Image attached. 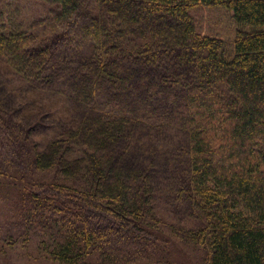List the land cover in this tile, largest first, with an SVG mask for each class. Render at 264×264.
Returning a JSON list of instances; mask_svg holds the SVG:
<instances>
[{"label": "trees", "instance_id": "1", "mask_svg": "<svg viewBox=\"0 0 264 264\" xmlns=\"http://www.w3.org/2000/svg\"><path fill=\"white\" fill-rule=\"evenodd\" d=\"M21 1L0 0V253L264 264V0Z\"/></svg>", "mask_w": 264, "mask_h": 264}, {"label": "rangeland", "instance_id": "2", "mask_svg": "<svg viewBox=\"0 0 264 264\" xmlns=\"http://www.w3.org/2000/svg\"><path fill=\"white\" fill-rule=\"evenodd\" d=\"M32 0H23L21 6L30 11L35 9ZM194 17L198 21V28L201 33H211L221 36L225 39L227 43H231V38L233 35V24L231 20L230 13L224 8H206L204 6H197L193 9ZM3 205L0 203V206ZM4 206V205H3ZM1 214V210H0ZM186 217L180 218L179 216L175 218L180 224L185 225L187 228L190 225L197 223L195 219H192L188 214ZM0 216V220H1ZM9 223V222H8ZM7 223V224H8ZM11 225V224H9ZM2 238V235L0 234ZM19 243V242H18ZM14 245L12 248H7L5 253H0V264H56L44 256L38 255L34 244L31 242L25 248L20 247V244ZM185 248H180V253H184Z\"/></svg>", "mask_w": 264, "mask_h": 264}]
</instances>
